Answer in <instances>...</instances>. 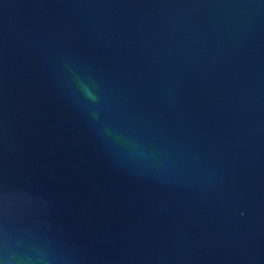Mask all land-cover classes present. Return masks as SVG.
I'll list each match as a JSON object with an SVG mask.
<instances>
[{"label": "water", "instance_id": "1", "mask_svg": "<svg viewBox=\"0 0 264 264\" xmlns=\"http://www.w3.org/2000/svg\"><path fill=\"white\" fill-rule=\"evenodd\" d=\"M0 264H264V0H0Z\"/></svg>", "mask_w": 264, "mask_h": 264}]
</instances>
